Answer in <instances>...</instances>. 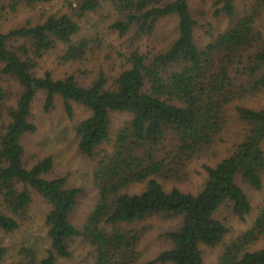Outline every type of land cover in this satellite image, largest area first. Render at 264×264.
I'll return each instance as SVG.
<instances>
[{"label":"trees","instance_id":"trees-1","mask_svg":"<svg viewBox=\"0 0 264 264\" xmlns=\"http://www.w3.org/2000/svg\"><path fill=\"white\" fill-rule=\"evenodd\" d=\"M54 1L0 0V229L17 231L38 195L50 205L45 217L50 248L39 263L33 249L22 248L29 264H57L58 257L70 255L74 237L95 248L94 264H136L145 230L134 225L163 214L180 217L182 224L166 233L172 247L146 264H204L202 246L219 245L230 231L220 210L228 207L244 221L253 207L243 184L263 187L264 107H236L249 134L230 155L204 166L199 191L166 190L159 179L184 181L192 161L221 139L229 106L264 91V34L258 23L264 0H248L249 9L238 17V0H217L216 11L231 23L204 44L195 36L198 20L190 0H63L61 11L41 10ZM105 4L118 16L111 27L120 35L153 33L171 16L177 19L176 35L152 55L133 51L115 76L101 72L82 83L74 74L39 75L46 56L60 45L63 62L86 57L92 39L76 40L81 20ZM23 8L36 15L8 24V15ZM9 81L16 85L13 96L5 89ZM39 92L46 112L57 100L69 119L75 105L87 111L75 132L80 153L94 162L99 195L82 229L70 219L81 190L64 176L48 177L51 156L31 166L25 162L24 139L37 130L33 103ZM113 112L129 118L112 140ZM140 184V192L130 191ZM263 235L264 201L253 225L225 245L218 264H264V247L251 249ZM5 254L0 240V261Z\"/></svg>","mask_w":264,"mask_h":264},{"label":"rangeland","instance_id":"rangeland-1","mask_svg":"<svg viewBox=\"0 0 264 264\" xmlns=\"http://www.w3.org/2000/svg\"><path fill=\"white\" fill-rule=\"evenodd\" d=\"M217 0H190L191 9L198 20L195 36L201 43L215 38L231 23V19L223 12H217ZM248 0H238L236 4V17L241 16L249 9ZM63 0H55L51 4L43 6L42 11L56 12L63 10ZM41 10H35L40 12ZM36 13L29 8L21 9L17 14L8 15V24L21 22L27 17H33ZM117 14L108 4L96 13L87 14L81 20V30L76 40L82 38L92 39L89 51L83 60L63 62L60 56L64 53L65 46L52 50L44 59L38 74L42 75L50 71L57 78L67 74H74L82 83H89L101 72L109 77L117 75L128 65L127 58L135 50L141 53H156L165 49L176 35L177 19L173 16L163 19L153 33L138 34L131 30L125 35H120L111 25L117 19ZM261 32L264 34V14L258 22ZM15 83L8 82L5 89L12 96ZM16 89V88H15ZM43 95L39 92L33 103V121L37 126L34 133L26 135L25 162L31 166L41 159L51 156L53 168L48 177L64 176L69 185L78 187L81 194L78 197L70 219L78 228H83L86 220L97 201L99 191L93 179L94 162L80 153L78 149V136L75 125L87 116V111L80 105H75V116L69 119L57 100L55 108L50 112L44 110ZM238 105L252 108L264 107V91L249 95L246 98L233 102L226 112V128L221 134L218 143L210 148L201 157L192 161L187 169V178L181 182H169L163 179L159 181L166 190L178 187L183 191L197 192L202 187L206 171L205 165H215L223 158L230 155L236 145L244 141L251 127L241 122L236 115ZM111 139L116 135V130L129 118L125 113H112ZM110 148V145H107ZM263 187L260 190L243 184L250 197L252 213L244 221L235 217L228 207H224L218 213L221 219L230 228L229 233L222 243L215 247L202 246L204 264H218L219 257L227 243L238 235L248 230L254 223L259 207L264 201V172L262 173ZM144 184L131 187V192H140ZM50 210V205L40 196L35 195L34 201L29 207L26 219L20 228L13 233H6L0 229L1 243L6 247V254L0 264L21 262L29 264V260L23 254L22 248H31L36 253V262L44 258L50 248L48 227L45 217ZM182 224L180 217H166L155 215L144 222L134 225L135 228L144 229L138 250L140 257L136 264H146L156 258L162 251L172 247V243L166 237V233L178 229ZM264 247V235L251 246V249ZM70 255L58 257L57 264H94L95 248L82 237H74L69 242Z\"/></svg>","mask_w":264,"mask_h":264}]
</instances>
